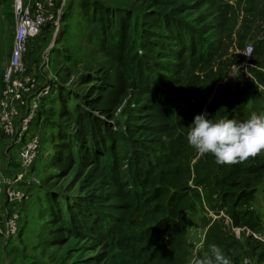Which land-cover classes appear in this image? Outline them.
<instances>
[{
	"label": "trees",
	"instance_id": "trees-1",
	"mask_svg": "<svg viewBox=\"0 0 264 264\" xmlns=\"http://www.w3.org/2000/svg\"><path fill=\"white\" fill-rule=\"evenodd\" d=\"M68 16L85 28L72 51L63 45ZM226 19L211 0H65L47 53L51 65L60 60L58 73L31 122L39 154L29 172L39 181L29 186L36 218L27 232L43 245L36 256L18 255L19 264H185V214L196 209L198 190L233 227L258 230L242 203L264 190L257 178L264 156L218 165L197 156L186 138L206 103L199 88L212 81L215 65L226 71L219 56ZM28 43L23 62L33 52ZM253 50L264 55V38ZM242 82L218 91L224 94L208 104L207 118L242 121L254 113Z\"/></svg>",
	"mask_w": 264,
	"mask_h": 264
},
{
	"label": "rangeland",
	"instance_id": "rangeland-1",
	"mask_svg": "<svg viewBox=\"0 0 264 264\" xmlns=\"http://www.w3.org/2000/svg\"><path fill=\"white\" fill-rule=\"evenodd\" d=\"M263 2L264 0H211L212 5L222 12H226L227 16L226 25L219 36L221 40L219 56L221 57V62H224L226 65V71L218 72L220 65H215L212 70L214 74L212 81L208 85L206 84L203 89L199 88V91H203L200 100L206 101L201 113L205 111L213 99L222 98L224 93H218L221 88H225L226 92L227 87L235 85L238 81H243L242 88L246 92L244 99L248 102L247 104L253 108L254 113L259 115L264 114V78L261 75L253 77L249 73V69L252 68L258 73L264 74V55L254 56L253 50L255 43L264 38ZM11 4V0H0V79L9 59L13 39L15 19L11 11ZM72 17L68 16L65 22L68 27L63 39V45L69 51L82 46L85 41L82 36L85 34V28L82 26L81 28L79 24L77 25ZM59 30L60 25L58 20L53 28L40 30L38 36L28 43V49L32 44L33 52L29 54L27 51L25 62L23 63L27 71L26 73L35 78L38 90L44 86L50 88L47 82L52 79L55 80V73H58L57 67L60 60L58 59L57 64L55 62L51 65L47 53L49 54V50L54 45ZM239 33L245 34V38L239 39ZM248 46L252 47V51L249 59L246 60L244 53H246ZM242 75L243 79H241ZM73 77L74 74L68 77L67 85L71 84ZM220 79L222 81H219ZM246 79L251 81L247 86ZM29 99L31 97L24 98L25 105H22L18 109L20 115L24 113L28 106ZM19 121L18 118L14 121L16 127ZM35 131L34 124H31L26 138H29ZM9 144V140L4 137L0 129V167L4 178L14 176L20 171L18 160L19 147L13 144L11 149L6 152ZM4 153H6L7 157L2 156ZM197 156H199L198 153ZM7 160H9L8 166ZM44 172L46 175V170ZM41 173L43 174V172ZM32 176L39 181V178L30 172H28L26 177L30 178ZM259 176L262 179L264 178V170H258L257 178ZM254 178L257 179L256 176ZM29 186L25 184L17 186L18 189L24 192V199L20 204H6L3 200L1 201L5 213H8L7 211L16 213L19 216V223L21 218L27 217V224L22 233V239L18 238L19 226L17 235L8 239L0 236V248L4 250V257L1 258L0 264H19L18 255L36 256L43 245V238H39L38 235L33 236L30 232H27L30 229L32 230V225L36 218L34 205L30 204L29 206L27 204L33 194V192L31 193L33 189ZM198 191L199 199H196L199 203L196 209L185 214L184 228L186 230L184 231V237L186 239V248L188 249L184 256L186 260L185 264H189L194 254L198 253L202 256L211 244H216L221 250L229 247L231 255H225L231 259L232 264H246V262L247 264H264L263 186L257 187L252 200L242 203V208L247 209L251 213V220L258 226L256 232L246 227H233L223 213L215 212L208 207L205 193L200 190ZM254 241L261 245H255ZM31 246H35L37 251L32 250Z\"/></svg>",
	"mask_w": 264,
	"mask_h": 264
},
{
	"label": "built area",
	"instance_id": "built-area-1",
	"mask_svg": "<svg viewBox=\"0 0 264 264\" xmlns=\"http://www.w3.org/2000/svg\"><path fill=\"white\" fill-rule=\"evenodd\" d=\"M59 8L54 10V0H13L12 9L15 19L11 51L6 67L2 73V89L0 93V129L10 144L19 147L20 171L9 178H4L0 167V236L8 239L17 235L19 216L16 213L3 211V200L6 204H20L24 192L17 188L19 184H38L32 176L26 177L34 160L39 154V138L31 135L26 138L32 120L35 118L39 99L49 93V87L38 90L36 80L26 73L23 57L30 39L38 36L41 28L48 22L56 24L62 13L65 0H58ZM252 47L246 48V53ZM246 60L250 55H245ZM30 98L24 113L18 109L25 105L24 98ZM18 118L17 127L14 121Z\"/></svg>",
	"mask_w": 264,
	"mask_h": 264
},
{
	"label": "clouds",
	"instance_id": "clouds-1",
	"mask_svg": "<svg viewBox=\"0 0 264 264\" xmlns=\"http://www.w3.org/2000/svg\"><path fill=\"white\" fill-rule=\"evenodd\" d=\"M244 54L251 55V51ZM207 116L206 111L194 115L188 126L187 143L199 155H210L216 164L226 166L264 156V114L253 113L242 121L230 118L213 121ZM189 264H232V261L219 246L211 244L202 256L194 254Z\"/></svg>",
	"mask_w": 264,
	"mask_h": 264
}]
</instances>
